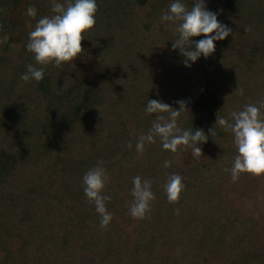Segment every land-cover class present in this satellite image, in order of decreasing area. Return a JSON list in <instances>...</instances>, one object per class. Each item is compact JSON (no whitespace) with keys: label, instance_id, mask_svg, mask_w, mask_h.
<instances>
[{"label":"trees","instance_id":"obj_1","mask_svg":"<svg viewBox=\"0 0 264 264\" xmlns=\"http://www.w3.org/2000/svg\"><path fill=\"white\" fill-rule=\"evenodd\" d=\"M17 1L0 0V264H264L263 175L231 180L225 169L237 147L215 126L218 115L231 121L230 113L264 103V44L242 45L232 21L262 34L264 0H206L233 33L191 67L172 47L179 22L160 20L172 0H97L84 39L97 52L92 77L65 63L44 69L39 83L21 79L29 64L40 67L33 53L7 51ZM183 2L191 8L194 0ZM52 3L35 0L38 20L54 15ZM148 99L174 108L186 101L179 126L216 140L218 164L187 160L190 148L174 154L158 137L138 153L137 139L155 118L145 114ZM97 161L110 177L108 227L83 190ZM173 173L186 185L178 203L164 191ZM137 175L156 196L143 219L129 214Z\"/></svg>","mask_w":264,"mask_h":264},{"label":"clouds","instance_id":"obj_2","mask_svg":"<svg viewBox=\"0 0 264 264\" xmlns=\"http://www.w3.org/2000/svg\"><path fill=\"white\" fill-rule=\"evenodd\" d=\"M52 16L41 17L35 29L29 33L27 50L33 53L34 60L41 67L32 64L21 75L25 82L39 83L44 79V69L52 64L62 67L71 63L84 52L82 41L88 38L90 30L96 25L98 12L97 0H68L67 6L53 0ZM26 14L36 17L38 10L29 6ZM161 22L177 24L178 37L172 45L173 50H179L185 58L186 67H191L201 57L208 58L216 51V41L224 40L232 35V29L220 22L218 14L207 8L206 0H194L191 8L183 0H172L168 11L161 15ZM203 36V39L194 40V37ZM234 39V37H233ZM179 108H174L163 101L148 99L145 114H155L148 133L138 137L136 151L143 153L146 143H155L159 138L161 146L174 154H179L190 148L194 156L203 154L199 146L206 143L209 136L200 128L182 129L178 120L185 110H188L186 101H177ZM264 103L260 106L245 105L241 111L230 113L229 119L219 116L215 126L220 125L224 131L231 132L238 154L235 156L232 167L226 168L233 182L238 181L242 173L254 176L264 175ZM215 126L210 130L215 136ZM132 145L129 144V148ZM172 161L166 160L164 167L169 168ZM110 177L103 167V161H97L96 166L89 169L83 176L84 194L89 204L95 206L100 215L101 227H108L113 219L106 202L112 197L105 193ZM131 194L134 201L129 214L134 219H143L151 211L152 202L156 199L152 190V183L137 175L132 180ZM186 185L183 178L176 173L169 176L164 184V191L169 203H178ZM180 210H176L179 215Z\"/></svg>","mask_w":264,"mask_h":264},{"label":"rangeland","instance_id":"obj_3","mask_svg":"<svg viewBox=\"0 0 264 264\" xmlns=\"http://www.w3.org/2000/svg\"><path fill=\"white\" fill-rule=\"evenodd\" d=\"M29 6L35 7V0H18L15 7L9 14L10 28L5 41L6 43L7 40L9 41L7 45V51L11 53H14V51L27 50L26 46L28 44V35L35 29L37 25V16L30 17L26 14ZM232 21H237L238 27L240 31H242L240 35V43L242 45H246L248 44V41L250 42L252 40L257 43V46L264 44V32L262 34L258 33L257 31L251 32L249 27L236 18ZM82 47L84 48V52L73 62L69 63V65L72 69L77 71L81 77L89 79L92 77V73L94 71L97 60V52L90 41L83 40ZM51 67H53L52 64L45 67V69H49ZM200 147L202 148L203 154L197 157L193 155L191 149H188L184 152V158L187 160L193 158L198 161L206 162L208 165L218 164V160L221 159V156L217 157L215 156V153H219L220 155L221 152L216 140L210 139L206 143L200 145ZM262 177L264 179V175Z\"/></svg>","mask_w":264,"mask_h":264}]
</instances>
